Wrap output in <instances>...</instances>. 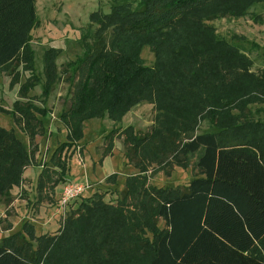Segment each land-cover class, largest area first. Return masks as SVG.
<instances>
[{
  "label": "trees",
  "instance_id": "trees-1",
  "mask_svg": "<svg viewBox=\"0 0 264 264\" xmlns=\"http://www.w3.org/2000/svg\"><path fill=\"white\" fill-rule=\"evenodd\" d=\"M34 1L0 0V74L11 77L10 85L19 78L17 68L31 74L20 85L21 98L37 81L30 47V32L38 25ZM255 4L264 0H116L107 14L97 11L88 16L96 28L80 36L81 54L61 69L72 87L69 106L58 116L66 136L53 151L50 167L40 168L35 183L39 193L48 182L52 192L66 180L60 154L82 139L84 122L107 118L117 123L133 106L151 101L164 112L163 121L148 135L124 129L123 155L137 174L125 178L115 206L99 197L87 200L89 204L81 202L82 212L76 218L66 217L51 237L34 238L33 226L24 222L20 232L0 243V264H264V125L253 122L250 110L237 109L264 102V71L259 83L254 81L240 95H231L236 80L250 76L246 73L250 62L236 46L203 27L214 19L242 17ZM145 46L155 58V67L163 66L167 75L163 80L149 82L151 70L140 58ZM196 47L221 48L235 63L240 60V72L226 82L203 77L201 87L195 82L193 89L175 92L172 78L197 64L183 58L181 51ZM162 51L170 55L168 60H161ZM58 53L49 48L41 55L44 99L58 77ZM234 97L240 98L235 105ZM12 107L10 112L2 108L0 112L21 122L32 149L26 150L12 130L0 127V198H8L21 183L37 148L33 139L43 134L35 114H47L29 103L14 102ZM232 110L236 114L231 115ZM203 121L215 131L195 134ZM113 134L111 130L104 136V152L111 149ZM167 152L180 169L187 168L194 156L196 174L182 187L150 188V196L140 172L145 162L166 161ZM52 175H57L56 180L51 181ZM126 199L136 206L127 215L122 209ZM155 217L162 221V229Z\"/></svg>",
  "mask_w": 264,
  "mask_h": 264
},
{
  "label": "rangeland",
  "instance_id": "rangeland-1",
  "mask_svg": "<svg viewBox=\"0 0 264 264\" xmlns=\"http://www.w3.org/2000/svg\"><path fill=\"white\" fill-rule=\"evenodd\" d=\"M114 1L116 0L34 1L38 25L30 32V47L34 54L33 74L37 81L33 88L27 92L26 97L21 98L19 96L20 85L30 79L31 74L21 72L20 68H17L19 78L14 85H10L11 77L5 72L1 73L0 108L10 112L14 102L29 103L38 109H45L47 114L44 117L35 114V117L42 124L43 134L33 139L37 148L29 166L23 171L24 175L22 173L21 183L11 189L8 198H0V231L10 229L7 233L20 232L21 225L27 222L33 226L34 234L54 236L60 230L62 221L66 217L76 218L82 212V208L79 210L78 207L81 202L93 201L99 197L105 204L115 206L121 199L125 178L137 174V170L130 163H127L123 155L125 151L123 139L126 138L123 131L129 127L133 135H148L157 126V123L163 121L164 112L158 110L153 101L149 104L140 103L133 106L117 123H112L107 118L84 122L82 139L71 147L65 148L60 154L59 160L64 163L66 180L57 184L52 192L48 187L49 182L40 193L35 184L40 168L50 167L52 164L50 157L53 151L65 141L66 131L58 116L61 111L69 106L72 87L64 81V76L61 73L62 66L81 54L80 36L86 31L92 33L96 28V25L89 24L88 16L97 11L101 14H107ZM203 27L212 30L215 38L223 39L236 46L238 54L250 62L246 70L250 76L237 79L229 89L232 92L231 95L238 96L244 91V86L249 89L254 81L259 83L262 80L260 76L264 71V4L253 5L242 17L229 16L214 19L204 22ZM49 48L57 49L59 52L55 58L56 76L58 77L51 85L48 97L44 99L41 96V88L44 84L41 55ZM191 50L181 51L182 56L183 58H190L197 64L193 69L187 66V69H183L172 78L175 83L173 87L175 92L178 88L193 89L195 82L201 87L204 83L203 77L206 81L208 78H215V82L217 80L226 82L225 80L235 78V73L238 74L241 70L238 67L240 60L238 59L235 63V60L230 58L229 54L221 51V48L219 51L204 47H196ZM174 56L177 55L174 54ZM140 58L143 65L151 70L149 82L153 83L156 79L163 80L167 77L163 71V66L155 67V58L146 46L141 48ZM169 58L170 55L167 52H161L162 61ZM174 59H178V56ZM174 59L173 63H177ZM211 82L209 81V84ZM151 95L152 92H150V97ZM256 95L260 96L259 94ZM215 98L217 97L215 96ZM239 99V97L236 99L234 97L233 104L235 105ZM186 102L187 100L184 102L183 108L186 106ZM175 107L180 108L178 104ZM183 108L180 109L183 110ZM180 109L176 110L180 112ZM237 109L240 111L250 110L253 122L264 125V102L255 101L247 106H239ZM230 114L234 115L236 112L232 110ZM230 123L234 124L235 121ZM0 127L12 130L16 139L21 142L26 150L32 149L22 133L21 122L16 123L12 114L0 112ZM111 130L114 131L111 149L104 152L107 142L103 138ZM212 131L214 132L215 129L203 121L198 125L195 134ZM165 156L164 160H167L161 164L145 162L143 165L145 169L140 172V175L145 178L143 188L148 190L150 196H153L150 188L156 190L166 187H182L196 174V171L192 169L194 156L188 161L185 169L177 168L173 163L174 158L171 159L169 152ZM50 178L51 181L56 180L57 175H52ZM65 183H67L66 185L80 184L88 187V189L82 196L70 201L63 209H60L57 202ZM140 200L146 209L150 208L145 197H141ZM135 207L131 199H126L122 209L127 215L134 212ZM155 219L156 226L162 229V221L156 217ZM33 246L35 247V245ZM262 254L264 256V253Z\"/></svg>",
  "mask_w": 264,
  "mask_h": 264
},
{
  "label": "built area",
  "instance_id": "built-area-1",
  "mask_svg": "<svg viewBox=\"0 0 264 264\" xmlns=\"http://www.w3.org/2000/svg\"><path fill=\"white\" fill-rule=\"evenodd\" d=\"M63 185L62 193L58 199L57 206L63 209L70 201L80 197L88 189V187L80 184ZM66 185V186H65Z\"/></svg>",
  "mask_w": 264,
  "mask_h": 264
},
{
  "label": "crops",
  "instance_id": "crops-1",
  "mask_svg": "<svg viewBox=\"0 0 264 264\" xmlns=\"http://www.w3.org/2000/svg\"><path fill=\"white\" fill-rule=\"evenodd\" d=\"M23 175H24V172H23ZM9 231H10V229L4 230V231H0V243H3L4 241H7L8 238H10L12 236V234L7 233ZM42 235H44V234H42ZM42 235L41 234H34V238L42 237ZM48 236L51 237V235H48ZM23 237H24V239H27L25 236H23ZM34 242L35 241H32V246L35 245ZM33 248H34V246H33ZM32 257H34V256H32Z\"/></svg>",
  "mask_w": 264,
  "mask_h": 264
}]
</instances>
